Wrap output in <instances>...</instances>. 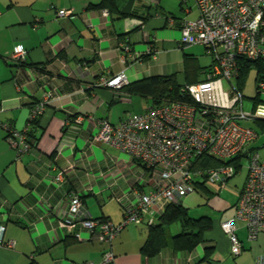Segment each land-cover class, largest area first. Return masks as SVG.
<instances>
[{
    "label": "crops",
    "instance_id": "1",
    "mask_svg": "<svg viewBox=\"0 0 264 264\" xmlns=\"http://www.w3.org/2000/svg\"><path fill=\"white\" fill-rule=\"evenodd\" d=\"M98 1L0 0V122L22 130L31 107L49 95L43 113L29 126L37 141L28 152L18 156L0 127V226L4 241H13L12 247L0 245V264H99L109 246L114 264H260L264 232L249 240L245 226L238 223L242 248L233 255L220 228V222L233 215L236 201L227 214L220 205L209 211L199 206L205 202L193 192L183 204L192 217H211L212 227L203 234L205 242L189 252L168 245L152 257L142 254L145 224L124 225L110 245L78 240L59 225L73 190L81 193L93 218L121 223L124 212L116 197L138 176L145 178L141 163L92 136L99 119L118 123L151 105L150 100L127 93L124 85L98 86L100 77L123 71L127 84L152 75H175L179 84H190L206 79L212 63L205 46H181L178 24L169 22L172 17L195 18L193 2L187 13L179 0H118L121 15L113 17L105 9L88 8ZM60 9L70 10V16L57 17ZM121 42L129 43V53L119 50ZM16 45L27 51L23 64L9 59ZM237 76L231 79L234 85ZM260 94L253 102L260 101ZM76 117L82 118L81 124L74 123ZM62 169L63 183H51ZM178 232L177 224L170 225L168 239ZM205 247L210 248L207 254Z\"/></svg>",
    "mask_w": 264,
    "mask_h": 264
},
{
    "label": "built area",
    "instance_id": "2",
    "mask_svg": "<svg viewBox=\"0 0 264 264\" xmlns=\"http://www.w3.org/2000/svg\"><path fill=\"white\" fill-rule=\"evenodd\" d=\"M179 1L187 13L191 9L190 2L196 6L195 18L178 20L179 44H200L208 49L212 63L206 79L182 86V93L192 101L149 105L140 112L128 113L118 123L99 119L92 140L130 155L145 167V178L138 176L125 193L116 197L124 212L121 223L93 218L83 204L81 193L73 190L68 195L67 208L59 225L78 240L93 239L110 245L126 224L155 223L168 204L178 203L198 190V182L224 187L236 169L229 161L244 153L246 175L234 213L220 222L231 254L237 255L242 248L237 235L238 223L245 226L249 240L264 232V160H260L254 146L248 149L258 138V132L243 124L244 121L264 120V102L258 103L251 112H245L243 96L231 79L237 73L239 58L264 57V0ZM70 14V10L60 9L57 17ZM169 22L173 23L174 19L169 18ZM119 50L129 53V43L121 42ZM26 53L16 45L9 59L20 64ZM126 82V75L121 71L110 77H100L97 85L120 89ZM226 85L231 87L230 91ZM257 92L264 93V80L257 81ZM48 96L31 107L27 126L22 130L0 122V127L7 132L8 145L18 156L35 145V138L27 134L28 126L43 113ZM81 122V117L74 120L78 125ZM201 155L221 163L200 168L197 160ZM63 181L64 169L51 179L55 185ZM142 185H148L149 189L143 190ZM3 230L0 226V245L12 247V240L4 241ZM99 264H114L110 246L103 252ZM260 264H264V258Z\"/></svg>",
    "mask_w": 264,
    "mask_h": 264
},
{
    "label": "trees",
    "instance_id": "3",
    "mask_svg": "<svg viewBox=\"0 0 264 264\" xmlns=\"http://www.w3.org/2000/svg\"><path fill=\"white\" fill-rule=\"evenodd\" d=\"M117 1L118 0H99L97 3H89L88 8L105 9L113 17L117 15L120 16L121 13L118 10ZM173 19L178 24V19L175 17ZM24 62L25 60L20 64H23ZM251 67L256 68V82L258 80H264V57L252 60L241 57L238 59V76L236 78L237 85H235L239 91L242 89L248 70ZM184 85L185 84H179L177 82L175 75H152L127 83L122 89L129 94L148 98L151 105L157 106L167 101H192L190 97L185 96L182 93L181 88ZM257 104L258 100L254 99L253 108ZM36 120L37 119H35L31 124H34ZM255 125L258 126L259 129L264 130V120H255L254 125L251 124V127L256 128ZM29 126L27 134L36 140V137L33 136L31 130H29ZM252 147L248 149H251ZM243 155L244 153L229 161L234 164L236 168L235 173L238 172L239 168L242 166L241 157ZM220 163V160L207 157L206 155H201L197 160V166L200 168L217 166L220 165ZM204 184V182H198V190L202 189L204 191H208ZM183 198H181L178 203L168 204L163 213L158 216L155 223L147 225L148 236L141 246L142 254L152 257L168 245H170L174 250L189 252L192 251L198 244L205 242L203 234L205 231L211 229L212 218L206 215L200 217L190 216L188 208L183 204ZM173 224L178 225L179 232L172 235L170 239H168L167 229ZM209 250V247H205L206 254L209 253Z\"/></svg>",
    "mask_w": 264,
    "mask_h": 264
},
{
    "label": "rangeland",
    "instance_id": "4",
    "mask_svg": "<svg viewBox=\"0 0 264 264\" xmlns=\"http://www.w3.org/2000/svg\"><path fill=\"white\" fill-rule=\"evenodd\" d=\"M194 14V12H193ZM193 17H195L193 15ZM246 83L244 87L241 89V94L243 95V110L245 112H251L253 110V100L257 94V82H256V68L251 67L248 70L247 77H246ZM258 103L264 102V94L259 95ZM254 125V121L252 123ZM256 126V125H255ZM258 132V139L253 142L254 147L259 152L260 160H264V130L259 129L258 126L254 128ZM246 162L247 159L241 160V167L239 168L238 172H236L234 175H232L224 185V187H216V185L212 184H206V188L213 192V194H210L208 191L204 190H196L192 194L194 195H200L202 198L201 200L205 202L204 205H199L200 207H206L205 209H208L209 211H213L211 206L213 207H219V205L222 208H226L224 210V213H229V211L232 210V206L235 203L237 199L238 192L244 182V178L246 175ZM214 188H216L215 191ZM185 198V197H184ZM211 199H215V201L212 203ZM185 200V199H183ZM207 202V203H206ZM185 203V201H183ZM204 211V210H203ZM193 214H196L195 211H191Z\"/></svg>",
    "mask_w": 264,
    "mask_h": 264
}]
</instances>
